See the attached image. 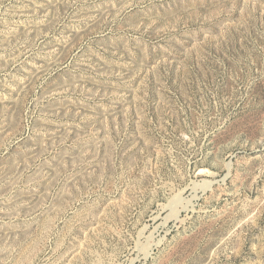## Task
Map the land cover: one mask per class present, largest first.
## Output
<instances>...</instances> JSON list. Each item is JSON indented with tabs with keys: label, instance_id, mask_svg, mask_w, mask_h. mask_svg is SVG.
Here are the masks:
<instances>
[{
	"label": "rangeland",
	"instance_id": "rangeland-1",
	"mask_svg": "<svg viewBox=\"0 0 264 264\" xmlns=\"http://www.w3.org/2000/svg\"><path fill=\"white\" fill-rule=\"evenodd\" d=\"M0 264H264V0H0Z\"/></svg>",
	"mask_w": 264,
	"mask_h": 264
},
{
	"label": "bare ground",
	"instance_id": "bare-ground-1",
	"mask_svg": "<svg viewBox=\"0 0 264 264\" xmlns=\"http://www.w3.org/2000/svg\"><path fill=\"white\" fill-rule=\"evenodd\" d=\"M209 184V183H208ZM179 209V208H178Z\"/></svg>",
	"mask_w": 264,
	"mask_h": 264
}]
</instances>
